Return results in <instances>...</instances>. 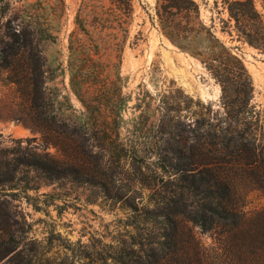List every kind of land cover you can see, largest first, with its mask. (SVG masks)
<instances>
[{"label":"rangeland","instance_id":"1","mask_svg":"<svg viewBox=\"0 0 264 264\" xmlns=\"http://www.w3.org/2000/svg\"><path fill=\"white\" fill-rule=\"evenodd\" d=\"M125 1L0 0V35L10 17L37 19L48 61L49 114L78 126L86 123L89 131L83 141L72 127L26 119L21 91L0 80V149L9 150L10 158L37 154L52 174L25 168L20 184L28 191L3 197L8 208H0V264H114L117 249L139 250L140 239L145 244L152 239L153 227L133 222L129 206L143 210L158 195L165 171L156 142L168 137V123H177L178 140L201 133V121L227 126L220 84L198 58L163 33L159 0H131L126 42L108 40L118 26L115 15L127 8ZM195 1L201 23L241 56L251 74L254 116L248 134L264 159V49L248 43L238 30H259V19L246 0L240 23L230 13L235 0ZM253 2L264 23V0ZM78 15L89 31L80 29ZM97 16L104 32L93 29L102 26ZM49 32L55 39H46ZM76 37L82 40H71ZM71 44L82 47L92 67L83 76L88 91L82 97L71 86ZM263 207L264 192L253 191L248 211ZM187 226L209 253V264H236L218 232L192 222ZM220 246L221 255L216 252Z\"/></svg>","mask_w":264,"mask_h":264},{"label":"trees","instance_id":"2","mask_svg":"<svg viewBox=\"0 0 264 264\" xmlns=\"http://www.w3.org/2000/svg\"><path fill=\"white\" fill-rule=\"evenodd\" d=\"M160 28L180 50L198 58L222 89V106L225 128L201 121V133L193 139H177V123H168V137L156 146L159 167L165 171L159 176L158 195L152 206L140 210L130 204L133 222H143L153 227L152 239L147 244L142 239L139 250L117 249L112 255L114 264H209V253L194 237L187 223L192 222L205 231H216L222 237L221 245L232 255L236 264H264V207L248 211L249 195L264 192V159L262 149L249 136L252 114L250 106L254 85L243 59L221 40L212 27L201 23L199 5L195 0H159ZM259 19V30L238 26L251 45L264 49V23L253 0H246ZM9 4V3H8ZM127 8L116 14L117 27L108 33V40H127L132 16L131 0ZM235 0L230 7L233 18L240 23L245 6ZM98 18V16H97ZM244 18V17H243ZM105 21V19H103ZM93 29L104 32L102 17ZM77 24L89 31L80 16ZM0 35V80L15 84L25 100L27 118L32 122H53L60 127L73 128L85 140L86 123L71 124L60 121L57 114H49L45 80L47 58L40 47L37 19L33 16L10 17L2 25ZM121 32V36L118 33ZM261 34V38L255 37ZM90 34V32H89ZM46 39H55L49 32ZM71 40H82L79 37ZM90 40H94L92 37ZM79 46V45H78ZM69 70L71 86L82 97L86 93L83 76L92 70L84 61L82 47L71 44ZM90 57V56H89ZM86 59V58H85ZM87 59H92L87 58ZM82 101L86 104L85 99ZM28 121V120H25ZM43 122V123H44ZM206 125V126H204ZM220 129V130H218ZM107 133V130H104ZM110 134V133H109ZM45 135V133H44ZM10 151L0 149V208L7 209L6 196L27 192L22 186L25 168L43 172L52 177L42 157L10 158ZM4 158V159H2ZM24 168H20V167ZM48 173V174H46ZM158 183H156L158 185ZM147 245V246H145ZM223 248H217L220 255Z\"/></svg>","mask_w":264,"mask_h":264}]
</instances>
